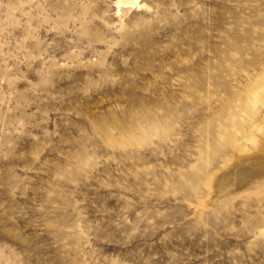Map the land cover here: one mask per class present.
<instances>
[{"label":"rangeland","instance_id":"obj_1","mask_svg":"<svg viewBox=\"0 0 264 264\" xmlns=\"http://www.w3.org/2000/svg\"><path fill=\"white\" fill-rule=\"evenodd\" d=\"M116 1L0 0V264H264V0Z\"/></svg>","mask_w":264,"mask_h":264},{"label":"bare ground","instance_id":"obj_2","mask_svg":"<svg viewBox=\"0 0 264 264\" xmlns=\"http://www.w3.org/2000/svg\"><path fill=\"white\" fill-rule=\"evenodd\" d=\"M115 7L117 9V14L119 16L122 14L124 9H131V10H135L138 12L141 10L148 9V5L145 2H143L142 0H117L115 3ZM263 93H264V91H263ZM260 107H261V111L257 112L255 121H253L247 125L248 134L243 138L241 144L239 145V152L242 155L240 160L242 162L243 161H255V162L264 164V159H262V156H264V104L260 103ZM254 150L256 151V153L255 152L253 153ZM249 167L250 166H248V168ZM254 168H256V167H254ZM259 172H260V170H259ZM255 173H256V171H255ZM227 175H229V174H227ZM260 177L261 176H259V178ZM250 181H252V179ZM254 181H255V179L253 180V182ZM245 182H246V180L244 181V183ZM218 184H216V185H218ZM246 185H245V187H246ZM216 188H218V187H216ZM224 193H225V191H224Z\"/></svg>","mask_w":264,"mask_h":264}]
</instances>
